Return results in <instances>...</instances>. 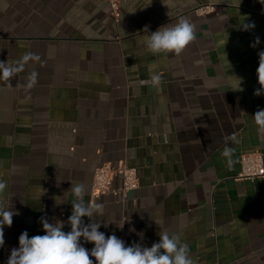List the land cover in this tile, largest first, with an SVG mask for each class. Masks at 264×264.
Returning <instances> with one entry per match:
<instances>
[{
    "label": "crops",
    "instance_id": "crops-1",
    "mask_svg": "<svg viewBox=\"0 0 264 264\" xmlns=\"http://www.w3.org/2000/svg\"><path fill=\"white\" fill-rule=\"evenodd\" d=\"M200 4L215 9L199 15ZM120 5L116 21L106 0H0V205L19 213L4 226L5 243L24 231L44 235L42 216L70 231L71 186L83 184L90 203L95 170L125 162L140 185L126 200L108 193L96 201L106 237L151 247L160 221L196 264H264V178L237 179L243 152L264 156L253 117L264 109V95H254L264 3ZM180 17L195 25L194 40L180 54H150L149 33ZM237 78L242 91L233 90Z\"/></svg>",
    "mask_w": 264,
    "mask_h": 264
},
{
    "label": "clouds",
    "instance_id": "clouds-1",
    "mask_svg": "<svg viewBox=\"0 0 264 264\" xmlns=\"http://www.w3.org/2000/svg\"><path fill=\"white\" fill-rule=\"evenodd\" d=\"M152 0H149V5ZM264 3V0H261ZM255 24L243 25V30L254 28ZM144 32H148L145 26ZM195 38V25L186 17H180L177 23L163 25L154 32H150L146 40V47L152 55L174 53L180 54ZM260 43L259 37L250 45L256 47ZM32 54H28V59ZM259 65L256 70L260 88L254 95H264V51L258 53ZM38 59V57H37ZM5 76L9 73L5 70ZM154 82H159L160 77H150ZM35 75H33V81ZM238 87L233 90L242 91V79L237 78ZM254 122L260 132L264 133V109L256 111ZM231 147L226 146L221 153L232 163ZM6 184L0 181V193H3ZM75 199L72 202V213L67 223L70 231L65 232L64 222L50 223L46 217L40 218L44 235H35L29 238L27 231L19 236V247L13 248L8 257L7 264H196L190 256V248L182 242L178 232L169 233L164 230L162 222L154 221L160 228L159 242H154L151 247H145L141 243L133 242L126 246L125 242L115 234L110 236L99 231L101 223L94 219L96 215H103V204L99 202L89 203L85 200L87 190L83 184L71 186ZM12 209H4L0 205V248L5 244L4 226L11 227L13 216L18 215ZM84 217L91 222L85 224ZM107 227V224H104ZM124 223L118 225L122 230ZM143 239V233L138 234ZM83 238V243L81 242ZM84 243H92L94 247L89 251ZM94 258V260L92 259Z\"/></svg>",
    "mask_w": 264,
    "mask_h": 264
},
{
    "label": "built area",
    "instance_id": "built-area-1",
    "mask_svg": "<svg viewBox=\"0 0 264 264\" xmlns=\"http://www.w3.org/2000/svg\"><path fill=\"white\" fill-rule=\"evenodd\" d=\"M111 8L112 15L116 21L119 20L122 8L121 0H106ZM213 4H200L195 11L199 15H207L213 12ZM241 170L237 176L238 180H254L264 178V156L261 151L243 152L240 155ZM120 178L118 187H114L116 178ZM140 185L138 171L136 167L130 166L125 162L117 165L111 163L101 164L94 172L91 190L90 203L99 200L103 195L114 193L122 200L128 198L129 192L137 189ZM19 243H5L1 248L0 264H7L8 257L13 248H18Z\"/></svg>",
    "mask_w": 264,
    "mask_h": 264
}]
</instances>
